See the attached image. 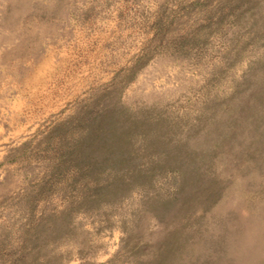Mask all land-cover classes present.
Returning a JSON list of instances; mask_svg holds the SVG:
<instances>
[{"label":"rangeland","instance_id":"rangeland-1","mask_svg":"<svg viewBox=\"0 0 264 264\" xmlns=\"http://www.w3.org/2000/svg\"><path fill=\"white\" fill-rule=\"evenodd\" d=\"M0 264H264V0H0Z\"/></svg>","mask_w":264,"mask_h":264}]
</instances>
